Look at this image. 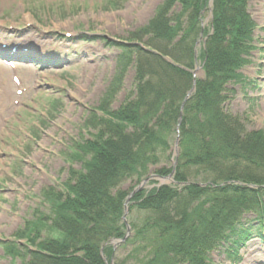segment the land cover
<instances>
[{"label":"trees","instance_id":"1","mask_svg":"<svg viewBox=\"0 0 264 264\" xmlns=\"http://www.w3.org/2000/svg\"><path fill=\"white\" fill-rule=\"evenodd\" d=\"M249 1L213 0V32L201 52L205 78L197 79L179 127L177 183L133 197L132 235L122 246L130 247L129 264H214L210 254L216 249L239 264L249 241L264 236V130H247L242 117L226 108L229 83L245 80L240 69L258 48ZM207 4L163 0L146 25L112 42L119 50L115 75L101 114L91 117L96 132L80 146L88 158L71 170L62 190L44 191L49 211L37 210L16 231L14 237L27 242H13L9 253L28 258L26 264H107L101 249L109 261L114 257L113 245L105 243L126 232L122 215L129 193L119 186L130 178L139 182L162 155L171 156ZM129 69L134 89L113 109ZM171 171L166 165L154 170Z\"/></svg>","mask_w":264,"mask_h":264},{"label":"rangeland","instance_id":"2","mask_svg":"<svg viewBox=\"0 0 264 264\" xmlns=\"http://www.w3.org/2000/svg\"><path fill=\"white\" fill-rule=\"evenodd\" d=\"M162 1L0 0V264H26V257L4 251L6 242L37 209L49 211L43 190L63 189L69 170L82 165L78 145L92 138L95 129L87 120L115 73L118 49L108 42L147 24ZM249 11L260 48L242 70L245 82L229 84L234 91L226 108L242 117L246 129L264 130V0H251ZM203 16L209 28L208 9ZM2 43L18 44L16 58L4 57ZM133 77L130 69L112 108L132 93ZM170 164L165 153L151 170ZM153 181L146 188L160 184ZM135 184L130 178L121 188ZM129 249L117 247L114 259L127 263ZM242 253L240 264H264V236H255ZM210 257L215 264L230 263L218 249Z\"/></svg>","mask_w":264,"mask_h":264},{"label":"water","instance_id":"3","mask_svg":"<svg viewBox=\"0 0 264 264\" xmlns=\"http://www.w3.org/2000/svg\"><path fill=\"white\" fill-rule=\"evenodd\" d=\"M202 33H203V32H202ZM202 33H201V34H202ZM198 42H199V41H198ZM193 72H194V74H196L197 69L194 70ZM201 72L203 73V71H201ZM194 89H195V81H194V85H193L192 89L188 92V95L186 96L185 100L189 97V95L191 94V92H192ZM183 106H184V104L182 105V109H183ZM178 143H179V141L177 140V141L175 142V154H178V152H179V149H178ZM175 165H176V161L174 162V166H175ZM174 172H175V169H173L172 173H171L170 175L166 176V177H164V176H159V175H151L150 177H148V178H146L145 180L141 181V183H140L138 186L135 187V189L131 192V194H130L129 197L127 198V201H126V203H125L126 207H125L124 218H126V215H127V212H128V206H127V204H128V202H129L131 196H133L137 191L142 190V189L145 187L146 183H147L151 178H154V177H159V178H161L162 183H163V182H166V181L174 182ZM129 233H130V226H128L127 234H126L125 238H123V239H114V240H112V242H114V244L117 245L118 243H120V242H122V241H125V239H126V237H127V235H128ZM111 264H112V263H111Z\"/></svg>","mask_w":264,"mask_h":264},{"label":"bare ground","instance_id":"4","mask_svg":"<svg viewBox=\"0 0 264 264\" xmlns=\"http://www.w3.org/2000/svg\"><path fill=\"white\" fill-rule=\"evenodd\" d=\"M198 66H200L199 62H198ZM198 66H197V67H198ZM198 73H199V71L197 72V74H198ZM201 184H202V183H201ZM202 185H204V184H202Z\"/></svg>","mask_w":264,"mask_h":264}]
</instances>
